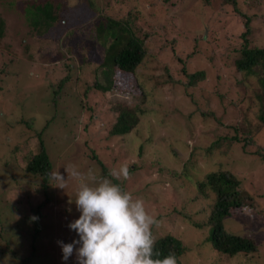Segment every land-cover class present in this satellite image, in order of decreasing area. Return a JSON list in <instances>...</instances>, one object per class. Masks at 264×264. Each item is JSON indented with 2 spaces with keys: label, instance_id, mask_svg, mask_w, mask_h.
<instances>
[{
  "label": "rangeland",
  "instance_id": "1",
  "mask_svg": "<svg viewBox=\"0 0 264 264\" xmlns=\"http://www.w3.org/2000/svg\"><path fill=\"white\" fill-rule=\"evenodd\" d=\"M7 1L0 0L8 21L0 43V140L8 123L20 120L27 129L17 130H28L30 138L21 137L0 160V219L12 238L8 247L17 252L1 251L0 264H20L19 258L28 255L33 217L40 236L31 264H77L75 251L63 261L57 244L79 239L68 227L80 215L74 203L77 182L69 177L64 190L49 180L45 186L26 185L17 170L25 165L27 154L37 151L40 138L52 172L59 169L65 179L68 165L81 172L92 169L98 178L109 179L101 163L108 170L128 165L130 177L113 183L145 202L159 221L152 229L156 238L169 234L183 241L185 251L178 264H264V124L258 118L264 111V96L256 80L238 73L231 62V48L239 45L244 30L239 12L229 4L222 6L220 0H58L59 20L41 48L25 47L24 38L12 28L18 16L8 13ZM245 1L240 9L250 17L254 29L250 39L263 47L264 0ZM128 14L135 17L134 25L147 42V54L135 74L120 70L113 74L99 67L111 40L97 38L95 26L106 15ZM201 23L204 39L196 33ZM173 36L187 45V52L174 55L170 47L160 51L163 39ZM185 66L190 72L205 70L204 81L193 86L184 77L178 80ZM153 74L160 93L148 103L160 113L122 137L109 135L118 114L114 102H134L130 93H139L136 82ZM109 76L115 81L112 89L95 87L97 82L110 86ZM53 86L61 91L56 103L50 101ZM234 127L247 142L212 147L219 136L233 135ZM92 150L102 153L99 159ZM218 169L235 175L244 194L245 208H233L224 226L255 240L254 252L227 257L204 245L212 232L206 222L213 196H200L196 181ZM32 210L34 215L29 214ZM1 240L0 247H7ZM17 240L22 244L19 251Z\"/></svg>",
  "mask_w": 264,
  "mask_h": 264
},
{
  "label": "trees",
  "instance_id": "2",
  "mask_svg": "<svg viewBox=\"0 0 264 264\" xmlns=\"http://www.w3.org/2000/svg\"><path fill=\"white\" fill-rule=\"evenodd\" d=\"M220 2L222 6L224 4L233 6L243 19L244 30L239 35L241 38L239 45L231 48V62L238 73L242 74L245 78L251 77L256 80L261 87V92L264 96V46L255 45L253 40L250 39V35L253 33L254 29L251 27V21L248 14L240 9V2L245 3L246 1L220 0ZM60 7L61 4L58 0H8L5 8H7V11L11 16H13L14 13L18 16L17 18H13L15 27L12 28L14 31L18 32L20 38H24L22 42L25 47L37 44L41 45V48H44L45 46H43L42 43L47 41L48 37L46 35H48V31H50L52 26H54L59 20V14L61 12ZM190 14L193 16L198 15V13ZM134 19L135 17H133L132 14L122 17H111L110 15H106V17L95 26L97 31H99L97 38L111 40L110 43L108 42L107 50L103 55V62L99 65L104 71L111 70L112 73L115 74L117 70H120L122 72L124 71V73L130 72L135 74L136 70L144 62L148 46L144 38L140 37V29H136ZM7 22V19L0 10V43L5 36ZM197 32L199 36L204 39L205 27L203 23H201L200 27L196 28V33ZM173 38L174 39L164 38L163 43L159 46L160 51L170 47L174 50V55H180L187 52V45L177 42L175 36H173ZM190 54L191 53H188L187 56L192 57ZM153 76L154 74L145 81L136 82L137 84L135 83V89L139 93L136 94L134 90L130 93L132 100L135 99L134 102L131 104H124L120 101L114 102L116 103L115 106L118 107L116 109L118 114L115 117L114 123L108 130L109 135L122 137L130 133L143 121L153 117L154 114L160 113L157 109L155 110V108H152L153 103H148L151 96L160 93L157 85L152 81ZM182 77L187 79L188 84L196 86L199 82L204 81L205 70H195L190 72L185 66L181 68V73L178 75L177 79L180 80ZM108 78L111 83L110 86L99 84L97 82L95 87L104 91L109 90V88L112 89L115 82L114 78L113 76H109ZM59 83L62 85L63 81H60ZM54 88L56 89V87L53 86L52 88L53 94L50 101L56 103L59 96H57V94L61 93V91L53 90ZM136 100L137 102H135ZM171 114L175 113H169V115ZM263 115L264 111L262 114H259L258 117L262 124H264ZM31 119L32 117L29 118V120ZM23 122L24 120H20L13 125L8 123V126L4 129V132H7L0 140V160L5 158L4 156L7 155L8 150H14L15 143L20 141L21 137H23V141L29 140L30 136L26 137L25 134L28 130H17L23 127L27 129ZM26 126L28 125L26 124ZM234 129L235 132L231 136H219V138L212 144V147L218 149V147L224 144V142L238 144L242 141L244 143L248 141V138L246 137L239 138L237 136V127H234ZM85 131H87V128H85ZM7 135H10L11 139H7ZM35 136H38V132ZM37 144L39 145L37 151L35 153L27 154L25 165H23L21 169L17 168V170H21V180L26 181V185L32 183L33 185L41 184L45 186L49 180V173L52 172V163L41 138ZM92 154L93 157L97 159H99L98 156L102 155V153L100 155V151L95 152L94 150H92ZM100 165L106 174L109 173L108 168L103 163ZM196 186L200 196H213L210 201V213L206 222L207 226L211 227L212 232L204 245L208 246L212 251L219 254L222 253L227 257L235 256L241 252H254L257 249L255 240L238 233H233L224 226V218L233 214V208H240L239 210L245 208L243 207L244 194L241 192L238 178L229 171L218 169L217 171L208 173L203 180L196 181ZM9 196L12 197L11 194H9ZM26 204L30 205V202ZM29 214L34 215V210ZM35 214L37 215V211ZM34 221L35 224L33 223L34 226L30 235L31 240L28 244L30 252L28 253L29 249L26 247V249H28V255L19 258L20 264H31L37 253V241H39L40 230L37 228L38 225L36 219ZM7 227L5 221L0 219V239L6 241L7 245L5 248L0 247V252L2 251V253L6 254L8 251L15 255L17 252L8 247L12 238L9 233L4 231ZM14 242L16 243L18 251L19 249L21 250V242H18V240ZM182 242L183 241L180 238L174 235L168 234L162 237H157L155 250L159 251L160 256L154 258L162 259L170 252H174L178 259L185 251ZM10 258H13L11 254Z\"/></svg>",
  "mask_w": 264,
  "mask_h": 264
},
{
  "label": "clouds",
  "instance_id": "3",
  "mask_svg": "<svg viewBox=\"0 0 264 264\" xmlns=\"http://www.w3.org/2000/svg\"><path fill=\"white\" fill-rule=\"evenodd\" d=\"M65 171L67 179L59 169L49 173L50 184L64 190L69 177L77 182L74 203L80 215L68 224L79 239L66 244L57 241L63 261L75 251L77 264H178L174 252L154 258L160 253L155 250L157 238L152 229L159 226V221L147 211L142 199L113 183V179L130 177L128 165L110 169L108 176L112 179L98 178L92 169L81 172L74 165H68Z\"/></svg>",
  "mask_w": 264,
  "mask_h": 264
}]
</instances>
